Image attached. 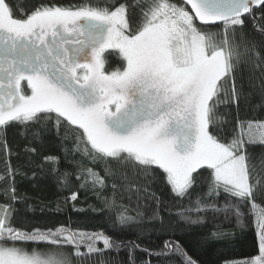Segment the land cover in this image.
Returning a JSON list of instances; mask_svg holds the SVG:
<instances>
[{
    "label": "snow or ice",
    "instance_id": "snow-or-ice-1",
    "mask_svg": "<svg viewBox=\"0 0 264 264\" xmlns=\"http://www.w3.org/2000/svg\"><path fill=\"white\" fill-rule=\"evenodd\" d=\"M249 18L259 41L243 31ZM108 57L119 67L108 70ZM254 95L255 109H264V0H88L42 3L30 12L0 0V144L7 151L2 132L10 126L33 139L47 130L62 146L70 141L65 153L80 159L71 161L72 172L52 168L58 184L90 187L103 204L93 211L113 214L114 229L173 227L162 212L189 228L204 226L208 212L234 217L240 227L251 216L259 255L245 264H264V156L258 169L250 151L264 148V120L239 116ZM231 107L237 112L229 129L221 109ZM16 174L6 160L0 181L11 183L0 193L8 201L0 203V264H84L125 249L128 264H136L137 250L197 264L179 241L149 251L102 231L18 228L15 205L27 197L16 192ZM158 182L187 206L158 196ZM77 198L72 192L66 199ZM231 234L217 225L206 239Z\"/></svg>",
    "mask_w": 264,
    "mask_h": 264
},
{
    "label": "trees",
    "instance_id": "trees-1",
    "mask_svg": "<svg viewBox=\"0 0 264 264\" xmlns=\"http://www.w3.org/2000/svg\"><path fill=\"white\" fill-rule=\"evenodd\" d=\"M8 2L14 8L20 7L30 12L42 3L75 7L87 3L88 0H8ZM95 2L96 0H93V3ZM116 2L121 3L125 0H116ZM128 2H132V0H128ZM16 14L21 16L20 12ZM254 14L257 17L261 15L259 8ZM21 18L23 17L21 16ZM219 27L222 25L212 30H219ZM243 31L248 34L250 39L257 41L261 39L259 35L253 32L250 18L246 20V27ZM108 61L109 63L106 64L108 70L119 67L118 59L108 57ZM243 84L245 92L250 91L247 72H245ZM258 103H260V98L258 95H254L247 105L242 104L239 109L240 119L264 120V109H255ZM221 112L229 113L225 118L229 122L228 127L230 129L236 116V108L221 109ZM24 133L25 130L21 127L10 126L2 132L3 139L7 142V151H5L3 144H0V175L6 173V160L10 161L11 167L17 170V174L14 176L16 192L27 197L24 202L15 205L19 210L15 214L14 224L16 227L31 231L33 228L55 229L64 225L88 232L102 231L117 241L135 242L141 249H148L149 251L160 250L165 240L179 241L188 255L197 261V264H245L246 261H250L259 255L258 229L251 216H246L244 226L240 227L236 224L234 217L225 219L223 213L214 216L212 212H208L202 214L206 221L204 226L189 228L184 224L176 226L177 218L162 212L166 223L173 225V227L162 230L158 224H145L143 230L114 229L115 216L113 214L108 212L101 214L98 211H93V209H102L103 204L97 199L90 187L79 189L75 180L67 187H61L58 184V175L52 171V168L55 167L59 173L72 172L74 169L71 161L80 159L79 155L65 153L64 148H71V142H66L62 146L54 131H42L38 139H33L30 133L27 135ZM26 148H35L36 153L28 152ZM250 151L253 156V163L259 169L261 158L264 156V148L257 146L251 148ZM45 156L58 157L59 161L56 164L46 163L44 161ZM97 170L100 169L97 168ZM10 183L11 180L0 181V193ZM152 191L170 205L187 206L188 204L187 200L173 199L169 189L163 183L153 184ZM72 192H78L76 201L66 199L71 196ZM104 195H111V191L105 192ZM193 199H195V194ZM7 202L5 196L0 194V203ZM224 202V199L221 198L219 204ZM29 205L31 207H28ZM244 210L246 211V209ZM217 225L220 226V230L232 234L217 240L206 239L210 232L216 230ZM99 246L102 247V244ZM33 247L45 248L44 245H28L27 249L32 250ZM68 251L71 250L68 249ZM134 258L136 264H146V262H150V264H183L182 257L171 256L158 259L139 250L135 251ZM99 259H106L110 264H128V251L125 249L119 253H106L104 257H92L84 264H96Z\"/></svg>",
    "mask_w": 264,
    "mask_h": 264
},
{
    "label": "rangeland",
    "instance_id": "rangeland-1",
    "mask_svg": "<svg viewBox=\"0 0 264 264\" xmlns=\"http://www.w3.org/2000/svg\"><path fill=\"white\" fill-rule=\"evenodd\" d=\"M45 248H41V249H38V250H44ZM28 250V249H27ZM28 251H31V250H28Z\"/></svg>",
    "mask_w": 264,
    "mask_h": 264
}]
</instances>
